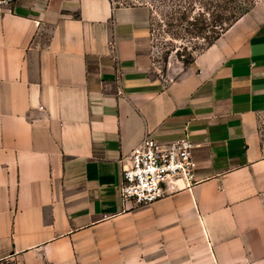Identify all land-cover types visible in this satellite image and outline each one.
Instances as JSON below:
<instances>
[{
    "label": "crops",
    "instance_id": "0c3cea01",
    "mask_svg": "<svg viewBox=\"0 0 264 264\" xmlns=\"http://www.w3.org/2000/svg\"><path fill=\"white\" fill-rule=\"evenodd\" d=\"M150 8L15 0L0 12V261L90 264L202 230L214 264H264V0L192 62L155 67ZM188 136L195 181L125 204L120 160Z\"/></svg>",
    "mask_w": 264,
    "mask_h": 264
},
{
    "label": "rangeland",
    "instance_id": "374dc122",
    "mask_svg": "<svg viewBox=\"0 0 264 264\" xmlns=\"http://www.w3.org/2000/svg\"><path fill=\"white\" fill-rule=\"evenodd\" d=\"M116 5H146L150 8L151 47L154 53L155 67L161 73L175 74L172 72L173 64L178 60L188 58V53L193 51L196 42L200 41L196 36L185 32V28L170 27L166 25L165 11L155 7L152 0H113ZM186 47V48H185ZM181 48L184 55L177 56L173 52L168 56V50ZM202 49L194 51V55ZM170 65H172L170 71ZM259 129L264 142V112L259 118ZM106 258L99 256L90 264H214L209 246L202 230L194 227L190 230L173 235L171 239L162 240L156 237V242L145 244L139 252L108 253ZM0 264H20L17 260L7 258Z\"/></svg>",
    "mask_w": 264,
    "mask_h": 264
},
{
    "label": "built area",
    "instance_id": "2783aa9c",
    "mask_svg": "<svg viewBox=\"0 0 264 264\" xmlns=\"http://www.w3.org/2000/svg\"><path fill=\"white\" fill-rule=\"evenodd\" d=\"M15 0H0V12L9 9ZM195 144L184 136L158 140L147 134L133 151L120 160L119 195L125 204L143 207L167 195L169 180L189 186L195 181Z\"/></svg>",
    "mask_w": 264,
    "mask_h": 264
},
{
    "label": "trees",
    "instance_id": "16d2710c",
    "mask_svg": "<svg viewBox=\"0 0 264 264\" xmlns=\"http://www.w3.org/2000/svg\"><path fill=\"white\" fill-rule=\"evenodd\" d=\"M154 6L165 11L166 25L185 28V32L200 41L191 47L184 64L194 59V51L212 44L227 28L249 12L258 0H152ZM186 48V47H185ZM181 48L168 50L182 56Z\"/></svg>",
    "mask_w": 264,
    "mask_h": 264
}]
</instances>
